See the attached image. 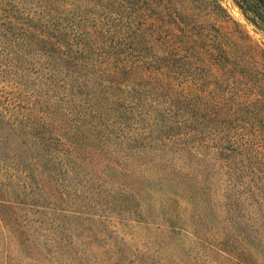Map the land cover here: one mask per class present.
Returning <instances> with one entry per match:
<instances>
[{
  "label": "rangeland",
  "instance_id": "1",
  "mask_svg": "<svg viewBox=\"0 0 264 264\" xmlns=\"http://www.w3.org/2000/svg\"><path fill=\"white\" fill-rule=\"evenodd\" d=\"M85 1L136 31L156 23L164 35L175 12L204 31L239 26L236 47L264 55L263 34L233 0ZM17 6L6 10L10 32L0 30V264H264V174L231 147L215 150L238 139L242 122L212 112L201 92L186 111L203 134L183 135L174 120L188 116L168 103L181 106L184 90L177 84L171 99L166 89L181 77L160 78L163 90L147 77L136 87L97 74L48 78L34 53L20 51ZM134 38L163 65L165 46ZM195 81L203 89L215 78ZM224 125L233 128L217 133Z\"/></svg>",
  "mask_w": 264,
  "mask_h": 264
},
{
  "label": "trees",
  "instance_id": "2",
  "mask_svg": "<svg viewBox=\"0 0 264 264\" xmlns=\"http://www.w3.org/2000/svg\"><path fill=\"white\" fill-rule=\"evenodd\" d=\"M15 1L0 0V17L3 16L0 18V30L10 32L8 27H3L4 24L10 25L13 18L5 19L6 10L7 7L12 10L18 4L15 9L18 12L16 30L20 51L24 57L34 53L41 60L39 70L44 71L48 78L56 71L97 74V78L108 83L110 77L115 81L126 78L132 87H136L140 77H147L150 88L163 90L165 83L160 78L181 77L179 82L176 80L177 83L167 81L166 89L169 98L176 95L177 84L184 90L183 98H177L184 104L177 106L173 100L168 103V112L176 114L180 110V113L185 112L188 116L174 120L184 128L183 135L203 134V129L196 131L194 126L188 125L187 120L198 116L186 111L192 106L189 100L203 92L214 99L212 106L215 109L212 108V112L225 111L234 120L238 119L240 124L242 122L241 126L234 128L236 134L233 136L238 139L224 138L222 140L229 143V147L221 143L215 150H237L247 159L249 166L258 163L253 168L264 174V55L258 60L247 53V49L236 47L235 38L241 34L239 26L226 33L210 30L212 28L204 31L186 23L180 13L174 11V14L167 13L164 22L168 26L165 25L164 35H161L156 30V23L151 32L143 27L137 31L130 25L122 27L117 23L119 14L111 11L92 12L85 0ZM233 1L245 19L264 36V0ZM213 6L218 11H224L217 2ZM136 33L145 35L144 42L148 45L156 42L165 46L162 49L163 65H159L153 55H145L144 50L151 46L143 45V49H137L139 40L134 38ZM197 76L200 79L214 77L215 81L200 89L195 84ZM231 128L224 125L216 131L223 133ZM214 129L213 126L207 127L208 133L214 132ZM231 156L219 155L223 165L228 164L226 159ZM259 190L264 193V184Z\"/></svg>",
  "mask_w": 264,
  "mask_h": 264
}]
</instances>
